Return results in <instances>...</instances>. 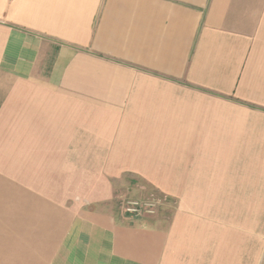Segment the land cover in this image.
Masks as SVG:
<instances>
[{
	"label": "crops",
	"instance_id": "crops-1",
	"mask_svg": "<svg viewBox=\"0 0 264 264\" xmlns=\"http://www.w3.org/2000/svg\"><path fill=\"white\" fill-rule=\"evenodd\" d=\"M0 264H264V0H0Z\"/></svg>",
	"mask_w": 264,
	"mask_h": 264
},
{
	"label": "rangeland",
	"instance_id": "rangeland-1",
	"mask_svg": "<svg viewBox=\"0 0 264 264\" xmlns=\"http://www.w3.org/2000/svg\"><path fill=\"white\" fill-rule=\"evenodd\" d=\"M126 179H128L127 176ZM129 181H133V179H130ZM131 183L132 184L128 186V190H124L122 188L120 195L116 198V200L119 199V204L120 207H122V211H124L125 202L130 200L139 202V204H142L143 207H145L144 202H148V205L153 204V210L155 212L154 214H157L158 217H160L162 212L165 214L166 210L169 212L168 214L172 213V210H174L175 207L174 204H170L167 207V204H164V197L159 189L154 188L146 183L139 182L138 180H136V182L134 180V182ZM154 214H148L146 216H153Z\"/></svg>",
	"mask_w": 264,
	"mask_h": 264
},
{
	"label": "built area",
	"instance_id": "built-area-1",
	"mask_svg": "<svg viewBox=\"0 0 264 264\" xmlns=\"http://www.w3.org/2000/svg\"><path fill=\"white\" fill-rule=\"evenodd\" d=\"M145 207L139 204L137 201H126L124 204V211L130 216L140 217L141 215L154 214L153 204L148 205V202H144ZM149 207V208H148Z\"/></svg>",
	"mask_w": 264,
	"mask_h": 264
}]
</instances>
